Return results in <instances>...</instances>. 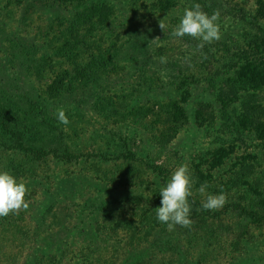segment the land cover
<instances>
[{"label":"rangeland","instance_id":"374dc122","mask_svg":"<svg viewBox=\"0 0 264 264\" xmlns=\"http://www.w3.org/2000/svg\"><path fill=\"white\" fill-rule=\"evenodd\" d=\"M0 2V118L22 136L0 128V171L29 189L27 211L0 217L1 264H264V218L195 208L168 231L156 216L184 164L224 205L264 189V0ZM196 3L220 13L202 49L171 35Z\"/></svg>","mask_w":264,"mask_h":264},{"label":"clouds","instance_id":"9594fccd","mask_svg":"<svg viewBox=\"0 0 264 264\" xmlns=\"http://www.w3.org/2000/svg\"><path fill=\"white\" fill-rule=\"evenodd\" d=\"M220 18L219 11H214L211 15L202 10L199 3L191 8L185 9L180 23L171 33L174 37L190 36L200 41L197 48L202 49L205 44H211L221 39L222 33L218 23ZM162 31L167 25L159 21ZM161 63H166L167 58L161 56ZM57 120L62 125L70 123L68 116L63 108L56 113ZM193 179L189 173L188 165L179 166L171 175L170 179L160 189V206L156 208V216L159 222L167 226L168 231H174L176 225L181 227H191L190 219L191 203L189 197L192 195ZM207 183L201 184L198 191L205 199L201 209L215 211L223 207L227 202V194L221 190L219 194H206ZM29 189L23 181L18 182L7 171H0V217L10 214H19L21 211L29 209V203L25 200V195Z\"/></svg>","mask_w":264,"mask_h":264},{"label":"trees","instance_id":"16d2710c","mask_svg":"<svg viewBox=\"0 0 264 264\" xmlns=\"http://www.w3.org/2000/svg\"><path fill=\"white\" fill-rule=\"evenodd\" d=\"M0 1H2V0H0ZM76 1L79 2L80 4H82V2H83V0H76ZM1 3L2 2H0V4ZM6 4L8 5V2ZM12 45H14L15 47H18V48H23L28 52V49L25 47V44L22 42L12 41ZM110 50H111V47L106 49V50H99L98 55L100 56V58H111V53H110L111 51ZM112 52H113V50H112ZM29 53H27V54H29ZM88 65L90 67V70L93 68L99 69L100 67H104V63H98V61H95V60H92L91 62H89ZM93 71H97V70H93ZM95 77L93 75H91L90 79L95 80ZM60 83H61L60 81H55L49 87V89H50L49 91L52 95H55L56 93H58L62 89V85ZM0 119H1L0 120V128L4 132L10 134V136L13 139H15V142L21 147L22 146V141H21L22 136L19 133V131H17L15 129L17 126H15L12 122H9L5 118H0ZM56 120L54 119L51 121V119H49V120L43 119V123L53 125V123H55L53 121H56ZM246 121H248V120H246ZM244 123H240V124L242 126L245 125L244 127H247L246 125H248V124H244ZM235 127H236V125H235ZM243 129H244L243 134H245L247 129H245V128H243ZM249 130H252V128H249ZM255 132H256V129H255ZM217 165H219V164H217ZM200 167H201V165H197L195 167L194 173L191 174V178L193 179L192 195L188 199H189V202L191 203V210H194V211H195V208L201 209V205L203 202L202 196L200 195V193L198 191L201 184L207 183L208 187L206 189V192H210L209 194H215L217 191L215 182H214L211 174H209L208 172H205L203 170H200ZM167 182L168 181H166V183ZM248 187L250 188V190L253 193L252 196H249V198H247V200L249 202L248 205L226 204V205H223V207L221 209L223 210L229 206L236 207V208H239L241 210V212L245 213L246 215L253 216L254 218H264V189L253 188L252 186H249V185H248ZM251 199H252V201L250 202ZM201 211H203V213L205 212V214L206 213L210 214V211H208V210H201ZM218 213H219V209L212 212L213 215H216Z\"/></svg>","mask_w":264,"mask_h":264}]
</instances>
